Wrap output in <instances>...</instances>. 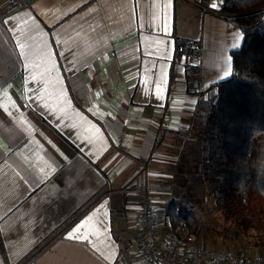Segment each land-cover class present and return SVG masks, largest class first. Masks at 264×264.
<instances>
[{
    "label": "crops",
    "instance_id": "obj_1",
    "mask_svg": "<svg viewBox=\"0 0 264 264\" xmlns=\"http://www.w3.org/2000/svg\"><path fill=\"white\" fill-rule=\"evenodd\" d=\"M177 38L202 42L200 91L231 76L242 34L187 0H0V264H144L122 241L140 231L147 186L166 250L185 141L155 143L188 128L198 100L183 65L172 77ZM199 243L264 259L263 246Z\"/></svg>",
    "mask_w": 264,
    "mask_h": 264
},
{
    "label": "trees",
    "instance_id": "obj_2",
    "mask_svg": "<svg viewBox=\"0 0 264 264\" xmlns=\"http://www.w3.org/2000/svg\"><path fill=\"white\" fill-rule=\"evenodd\" d=\"M217 8L219 15L242 34V45L231 52V76L197 93L189 127L181 130L161 128L158 134L155 147L166 133H173L185 141L164 214L173 235L183 239L193 237L200 242L203 238L201 219L194 208H189L190 204L176 197L174 190L180 188L179 195L191 197L209 188L213 206L225 210V215L243 226L248 240H255L254 246L262 247L264 0H219ZM187 42V39L177 38L171 74L176 77L177 67L183 65L187 79L199 80L201 67L193 62ZM92 199L96 203L100 194ZM88 206H83L79 214L82 215ZM215 231L222 232L220 227ZM250 246L241 243L234 247L241 252ZM32 260L33 257L28 256L18 264H30Z\"/></svg>",
    "mask_w": 264,
    "mask_h": 264
},
{
    "label": "built area",
    "instance_id": "obj_3",
    "mask_svg": "<svg viewBox=\"0 0 264 264\" xmlns=\"http://www.w3.org/2000/svg\"><path fill=\"white\" fill-rule=\"evenodd\" d=\"M14 7L19 9L30 8L36 0H8ZM198 6L205 12L219 15L217 5L219 0H187ZM212 5H216L213 7ZM193 62H199L203 54L202 42L198 39H190L187 42ZM200 90L198 80L189 82L188 92L197 94ZM151 188L145 187L142 194L143 206L137 215V223L140 231L126 237L122 241L124 249L129 250L137 245L143 256L144 264H176L182 251L187 249L188 264H264L263 258H242L231 250L207 251L193 237L183 239L177 235L171 236L166 250L161 253L156 246L155 240V206L151 196Z\"/></svg>",
    "mask_w": 264,
    "mask_h": 264
},
{
    "label": "rangeland",
    "instance_id": "obj_4",
    "mask_svg": "<svg viewBox=\"0 0 264 264\" xmlns=\"http://www.w3.org/2000/svg\"><path fill=\"white\" fill-rule=\"evenodd\" d=\"M180 188L174 191L176 197L183 202L190 204L189 208H194L198 217L201 219V230L204 241L218 242L219 245H228L234 249L238 244L248 243L251 246L256 245L255 240H248V236L244 233V228L241 224L234 222L228 217L223 209H216L213 206L210 189H206L198 196H182L179 195ZM220 227V234L216 233L215 228ZM264 247V246H263Z\"/></svg>",
    "mask_w": 264,
    "mask_h": 264
},
{
    "label": "snow or ice",
    "instance_id": "obj_5",
    "mask_svg": "<svg viewBox=\"0 0 264 264\" xmlns=\"http://www.w3.org/2000/svg\"><path fill=\"white\" fill-rule=\"evenodd\" d=\"M213 7H215L216 5H212ZM24 45L21 44V48H23ZM231 74V70L229 69L228 71L224 72V76L222 78H226L228 77L229 75ZM87 139V137H86ZM92 141L89 140V143H91ZM50 167V166H49ZM41 171H43V169H41ZM91 219V218H89ZM87 224V221L84 222V224L78 226L75 230H74V233H80L81 231V228H83L85 225ZM74 233H70L69 236L70 238H73L74 237ZM74 238H79V239H87L88 237L85 235V236H75Z\"/></svg>",
    "mask_w": 264,
    "mask_h": 264
}]
</instances>
